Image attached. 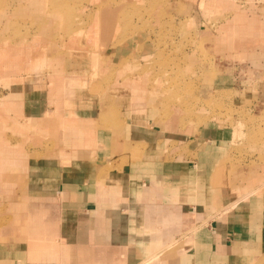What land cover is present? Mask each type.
<instances>
[{
	"label": "crops",
	"instance_id": "1",
	"mask_svg": "<svg viewBox=\"0 0 264 264\" xmlns=\"http://www.w3.org/2000/svg\"><path fill=\"white\" fill-rule=\"evenodd\" d=\"M255 6L225 20L249 19L228 43L214 33L230 59L207 78V97L264 100ZM146 47L127 39L110 62ZM60 54L52 72H30L0 96V264H264V160L237 150L226 162L233 125L207 108L162 120L155 89L99 87V61ZM168 245L174 253L153 258Z\"/></svg>",
	"mask_w": 264,
	"mask_h": 264
},
{
	"label": "rangeland",
	"instance_id": "2",
	"mask_svg": "<svg viewBox=\"0 0 264 264\" xmlns=\"http://www.w3.org/2000/svg\"><path fill=\"white\" fill-rule=\"evenodd\" d=\"M217 3V0H0V68L5 73L12 71L0 74V96L12 82L30 72H52L50 67L61 57L60 53L86 55L93 63L99 61L91 71L92 84L104 88L113 81L131 83L132 87H142L149 93L155 89L159 93L155 104L166 121L173 116L191 121L207 108L213 115H220L221 122L233 125L234 137L226 162L233 161L237 150L243 159L264 160V100L254 93L250 100L235 106L227 93L221 94L225 97L223 103L222 97H207L204 92L207 78L219 72L216 68L230 59L218 47L214 33H219L221 42L228 43L249 21L240 15L225 21L230 14L240 9L237 11L249 15L250 4L264 8V0ZM136 37L146 41L147 54L111 64L109 51ZM28 61L35 65L34 69L26 70L31 69ZM100 112H106L105 105Z\"/></svg>",
	"mask_w": 264,
	"mask_h": 264
},
{
	"label": "bare ground",
	"instance_id": "3",
	"mask_svg": "<svg viewBox=\"0 0 264 264\" xmlns=\"http://www.w3.org/2000/svg\"><path fill=\"white\" fill-rule=\"evenodd\" d=\"M234 204V203H233ZM232 205V204H231ZM175 245H168L164 249L160 250L156 256H163L165 253H174L175 251ZM177 251V250H176Z\"/></svg>",
	"mask_w": 264,
	"mask_h": 264
}]
</instances>
